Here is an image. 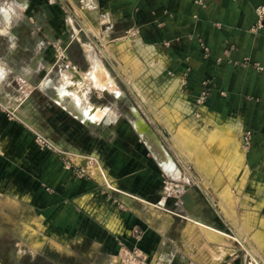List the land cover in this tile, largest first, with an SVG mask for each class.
Returning a JSON list of instances; mask_svg holds the SVG:
<instances>
[{
    "label": "crops",
    "instance_id": "obj_1",
    "mask_svg": "<svg viewBox=\"0 0 264 264\" xmlns=\"http://www.w3.org/2000/svg\"><path fill=\"white\" fill-rule=\"evenodd\" d=\"M92 1L91 7L82 10L88 25L100 31L107 29L114 35L113 41L128 33V46L140 48L143 56H151L154 65L142 79L160 85L124 89L115 86L103 57L97 55V46L65 35L71 28L69 24L58 31L49 25L37 30L52 41L51 45H58L62 54L55 50L50 60L47 52L43 54L46 44L38 38L32 47L36 56L29 60L34 63L22 64L27 58L16 59V25L24 18L27 2L1 3L0 7L5 3L17 6L11 25L0 10V34L8 37V45L0 54V95L7 99L3 107L8 111L15 109L29 124L7 119L0 110V201L16 204V223L23 226L16 240L33 236L41 244L55 239L63 244L59 252L64 257L84 258L81 264H107L102 254H115L119 239H126L129 247L144 254H153L160 263L170 262L173 257L177 264H186L183 254H174L165 241L164 230L169 224L162 225L157 219L161 214L159 206L165 202L158 196L160 178L165 174L172 180L188 182L177 166L179 155L171 144L182 151L190 164L193 154L204 155L201 148L193 147L201 143L205 144L206 156L222 160L232 155L242 133L249 131L251 146L240 152L249 159L250 169L233 171L242 177L237 191L246 192V182L253 183V191L264 190V20L259 24L255 14L264 0ZM58 34H64V38L53 42L52 37ZM99 52L105 53L101 49ZM134 57L129 60L127 54L123 55L132 70L130 75L123 70L129 84L144 67ZM57 61L63 62L64 68L54 76L49 69ZM17 65L25 78L45 71L32 89L43 98L42 106L33 95L25 105L7 92L5 85ZM137 120L154 135L176 173L174 168L157 161L149 142L134 125ZM117 124H121L118 129ZM38 131L54 147L88 156V161L91 157L89 165L98 162L107 183L98 178L77 177L64 168L62 152L59 155L37 147ZM203 169L218 174L212 168ZM194 191L183 189L180 208L202 232L205 247H222L207 238L205 228L226 239L217 226L202 220L201 203L196 202ZM219 195L223 208L233 214L227 188H222ZM249 202L241 203L246 208L259 206L257 201L252 205ZM239 204L234 206L239 208ZM240 211L244 213L242 217L253 216L254 223L257 219L261 226L258 236L264 240L260 214ZM203 216L209 222L207 215ZM238 231L246 235L244 227ZM105 243L109 245L106 253ZM76 245H89L90 251H74ZM259 246L262 247L260 243ZM52 250L47 247L45 255ZM211 253L210 263L201 256L195 258L202 264H216ZM33 261L30 258L29 264Z\"/></svg>",
    "mask_w": 264,
    "mask_h": 264
},
{
    "label": "rangeland",
    "instance_id": "obj_2",
    "mask_svg": "<svg viewBox=\"0 0 264 264\" xmlns=\"http://www.w3.org/2000/svg\"><path fill=\"white\" fill-rule=\"evenodd\" d=\"M6 1L14 0H0V4ZM25 1L27 2V9L24 11L25 19L23 18L24 20L22 21L23 23L28 25L30 31L33 34L36 33L35 35L37 36V38H39L40 41L46 44L43 54H46L47 52L46 55L50 57V60H52V56L53 54H55V52L53 51L57 50L58 54H62L61 49L59 50L58 45H55L56 47L51 45L52 41H50L48 37H45V34H43V32L39 33V31L37 32V30L40 29V27L43 30L45 26L49 25L54 30L58 31L59 29L64 28L65 24H69L71 25V28L67 33H65V35L75 36V38L79 37L78 40H82L83 42H86L91 46H93V44L97 46V55L103 57V64L106 66L107 71L110 72L112 82L113 84H115V86L124 89L125 87H140L143 85L152 87L160 85H157L155 81L146 80L144 78L142 79L143 75L146 77L148 70L152 69L151 67H153L154 65L153 63L151 64V56H143V54H141L142 52L140 48H131L130 46H128V40L127 38H125L128 33H124L117 37V39L121 40L113 41L114 39L112 38H114V35L112 33H109L107 29H105L104 31H100L94 29L91 25H88V20L86 19V16L82 14V10L91 7L93 3L92 0ZM5 4L1 5L0 7V10L3 12V14L5 12L2 10L3 6H7L9 8V4L12 3ZM62 38H64V34H58V36H53L52 40L54 42L55 40ZM29 44L30 49H32V47L34 46V42L30 41ZM0 45V54H2L3 48L5 49L8 45V37L0 34ZM102 45H104L105 47H101ZM121 45H124V47L120 48ZM99 48L105 51V53H103L104 55L99 52ZM108 50L109 52H107ZM35 52H37V50ZM112 53L113 57L111 56ZM124 54L128 55L129 60L131 58H135L134 56H136L144 65V67H141V73L134 75L133 84H129V81L126 79L127 77L125 72L130 75L132 70L131 68H129L128 61L123 58ZM16 56L27 58V60L22 61V64L27 65V63H34H29V60L33 59L36 56V53H34L32 50L29 52L26 51L22 53V55L16 53ZM109 57H111L110 60L107 59ZM63 66V62L59 61L57 64L53 65V68L49 69V72L56 76L57 74H59L61 69L64 68ZM44 72L45 71H42L41 73L33 74L30 77L25 78L22 77V69L17 65L16 70L10 73L9 83L7 84V87L5 85V88L7 92L14 94L17 97L18 103L28 105V103H30V101L28 102L29 96L33 95L36 98V95H38V93L36 91H33L32 89H35L37 87L35 85L39 80H41V76H43L42 73ZM37 99L39 101L36 102L41 106L42 104H45L41 96H38ZM6 102L7 99L5 95L1 94L0 110L2 115H4L7 119L19 121L13 113L3 107L6 105ZM44 107L48 108V106ZM40 110L42 111L44 109L40 107ZM42 114L45 113L42 112ZM120 125L121 124H117V129ZM197 131H199V129ZM36 133L40 132L38 131L35 132V134ZM38 135H41V133ZM42 137L47 140L44 135ZM250 138L251 132L244 131V133H242L241 142L239 143L238 147L235 148L232 155L229 154L227 156V159L223 158L222 160H217L214 156L211 155L206 156L207 150L204 147L205 144H195L196 146L193 147H196V149L198 150L201 148V152H204V155L196 157V154H193L195 157L192 162L193 166L192 164H190V161L185 159L186 157L181 153L182 151H179L174 143L171 144L170 142L171 148L175 151V153L179 155L177 166L181 170L182 174L188 178V182L183 183L184 181L181 180H172L174 178L171 179L165 174L160 178L162 187L158 196L160 197V200L163 199L165 200V202H162V205L159 206V208L161 209L159 210L161 214L157 219L162 222V225L165 224L167 226L169 224L168 226L170 227L167 226L164 230L166 236L165 241L172 246V251L174 252V254H183L186 264H202L195 258V256H201L210 263V258L212 255L211 252H213L216 257V264H264V240L263 238L260 239L258 236L259 230H261V226L256 223L257 219L254 223L253 216L251 215L249 217H242L241 214L244 213L240 211V209L244 210V212L251 213L255 211L257 214H260L258 216L259 220H264V190L253 191V183L246 182L248 183L246 185V192H238L237 188L242 177L240 175L238 176V172H233L243 167V169L247 170V166H250L249 159L243 157L240 152L244 148H250ZM35 142L37 147L42 149V145L38 143L36 135ZM51 145L54 147L53 144ZM54 148L55 150L51 149L49 151L56 152L59 155L60 152H62L61 156L63 159V167H68L66 169L72 170L74 174L77 175V177H93L95 179L98 178L99 180H103L105 183H107V179L103 174L101 165L98 162L95 165H89L88 162H91V157L88 161V156L82 157L75 151L73 153H67L66 151H62L57 147ZM172 149L171 152H173ZM202 164L203 166H201ZM85 167L88 173L83 174L81 172V169H85ZM203 167L217 170L218 174H211V171L206 172ZM246 175L248 176L249 174L246 173ZM243 178L247 179V177ZM174 185L178 186V189L180 190H175L172 187ZM182 187L183 189H192L193 191L194 189H196V191H194L196 196L195 200L198 204L201 203L200 209L203 211L202 214L207 215L209 222L207 221V219H203V217H206L203 215L202 220L207 224L217 226L218 229L222 230L220 232L223 233L226 237V242L225 240H222L221 242V245H223L222 247L216 248L214 245L205 247V241L202 237V232L199 228L193 225L192 219L189 216H186L185 213L182 212L183 210H181L180 208L181 204L179 203V200L180 195H183ZM222 188H227L228 192L231 194L230 200L233 204V214L229 212L230 209H228L227 211L226 208H223L221 204V197L219 195V192L222 191ZM243 200H249V205H252L253 201H257L259 203V206H257L256 209H252V207L246 208L243 206L244 203L243 205L241 203ZM237 203L241 204H239V208H236V206H234ZM149 210L151 211L152 209ZM182 217H185L186 220H183L184 218ZM241 226L246 229V235L244 233H241V231H238V228H240ZM22 229L23 226L20 227V224L16 223V204L11 201H0V264H18V261L21 262L20 264H29L30 258L35 260L33 261L35 262L34 264H51L44 258L51 260V262L54 264H60L61 262H63V264H81V260H84V258L81 259V257H77L75 255L74 257H64V255L59 252L61 251V247H63V244L55 239H48L46 242L42 241L40 242L41 244L37 243L36 239L33 238V236L16 240V236L20 235V231ZM260 233L261 237L264 236V231H260ZM255 238L257 241L255 240ZM119 240L117 242L118 248L116 253L111 254L110 257L109 253H106V251H109L107 250L109 245L108 243H105L103 251L107 255L102 254V259L106 260L107 264H109L110 262L111 264H115V262L116 264H163L159 261H155L156 259L154 258L153 254H144L136 247H129L127 245V242H125L126 239ZM259 243L262 245V247L259 246L260 248H258ZM47 247H51L53 249L52 252L48 253V256L45 255V253H47ZM77 250L84 253L89 252L90 246H82L81 248V246L79 247L76 245L74 251ZM134 251L136 252V254L133 253ZM38 254H41V256H38ZM95 256L97 260L100 259V256H98L97 254H95ZM109 258L111 259V261H109ZM173 259V257L170 258V262H167L165 264H177Z\"/></svg>",
    "mask_w": 264,
    "mask_h": 264
},
{
    "label": "bare ground",
    "instance_id": "obj_3",
    "mask_svg": "<svg viewBox=\"0 0 264 264\" xmlns=\"http://www.w3.org/2000/svg\"><path fill=\"white\" fill-rule=\"evenodd\" d=\"M6 5V4H5ZM9 8L7 6V8H5L3 6V11L5 15H7V21L6 23L8 25H11V23H13L14 19H15V14H16V6H14L13 4H9ZM19 9V8H18ZM17 19V18H16ZM10 23V24H9ZM2 25V23H0V26ZM3 71V67L0 66V75ZM3 75V74H2ZM1 77V76H0ZM70 82L74 85H77L76 81H74L73 79L70 80ZM64 84V83H63ZM67 84V83H66ZM45 87V86H44ZM67 87V86H66ZM65 87V88H66ZM76 87V86H74ZM77 89V88H76ZM9 110H12L14 111L13 109H9ZM134 125L135 127L137 128L138 132L143 136V138L149 142V145L151 147V150L152 152L155 154V157L158 159L157 161L163 163L164 165L166 164L167 167H169L170 169H173L174 167L172 166L171 163L168 162V160H166V156L164 155V152L162 151L161 147L159 146V144L157 143L154 135L150 132V130L146 129L142 122L140 120H137L134 122ZM167 169V168H166ZM175 170V168H174ZM90 171V170H89ZM178 172V171H177ZM176 173V170L175 172ZM178 175V174H176ZM206 231V235H207V238L211 241H215V242H218V243H221L222 242V239L221 237L216 234V232H214L213 230H204V232ZM213 231V232H212Z\"/></svg>",
    "mask_w": 264,
    "mask_h": 264
},
{
    "label": "flooded vegetation",
    "instance_id": "obj_4",
    "mask_svg": "<svg viewBox=\"0 0 264 264\" xmlns=\"http://www.w3.org/2000/svg\"><path fill=\"white\" fill-rule=\"evenodd\" d=\"M24 19H25V16H24ZM24 19H21L16 25V44H17L16 53L21 54V55L22 53L26 51L27 52L32 51V49H30L29 47L30 41L35 42L36 40H38L37 36L30 31L28 25L23 23L22 20ZM21 58H24V57L16 56V59H21Z\"/></svg>",
    "mask_w": 264,
    "mask_h": 264
},
{
    "label": "built area",
    "instance_id": "obj_5",
    "mask_svg": "<svg viewBox=\"0 0 264 264\" xmlns=\"http://www.w3.org/2000/svg\"><path fill=\"white\" fill-rule=\"evenodd\" d=\"M255 14L257 16L258 19V23L260 24V22H262L264 20V5L263 6H258L255 9ZM37 136V141L38 143H40V145H42V149H47V150H55V148L51 145V143H49L46 139H44L41 135L36 134ZM68 168V167H66ZM81 172L84 173H88V171L85 169H81ZM134 254H136V252H133Z\"/></svg>",
    "mask_w": 264,
    "mask_h": 264
},
{
    "label": "water",
    "instance_id": "obj_6",
    "mask_svg": "<svg viewBox=\"0 0 264 264\" xmlns=\"http://www.w3.org/2000/svg\"><path fill=\"white\" fill-rule=\"evenodd\" d=\"M11 113L14 114V116H16L19 120H21L22 122L26 123V124H29L27 122V120L22 116L20 115L19 113H17L16 111H12V110H9Z\"/></svg>",
    "mask_w": 264,
    "mask_h": 264
}]
</instances>
